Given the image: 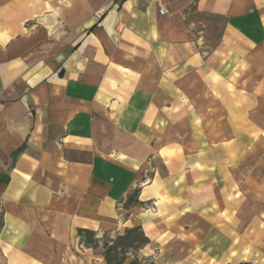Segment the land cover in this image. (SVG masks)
<instances>
[{"label":"crops","instance_id":"0c3cea01","mask_svg":"<svg viewBox=\"0 0 264 264\" xmlns=\"http://www.w3.org/2000/svg\"><path fill=\"white\" fill-rule=\"evenodd\" d=\"M159 2L0 0V264H264V0Z\"/></svg>","mask_w":264,"mask_h":264},{"label":"trees","instance_id":"16d2710c","mask_svg":"<svg viewBox=\"0 0 264 264\" xmlns=\"http://www.w3.org/2000/svg\"><path fill=\"white\" fill-rule=\"evenodd\" d=\"M117 239L119 240L118 243L111 245L104 251V258L107 264H124L126 261V258L124 257L125 253L117 252V249L120 245L127 249L136 250L148 242L147 238L144 237V234L139 227L126 230L124 235L118 236ZM129 264L139 263L137 261H131Z\"/></svg>","mask_w":264,"mask_h":264},{"label":"rangeland","instance_id":"374dc122","mask_svg":"<svg viewBox=\"0 0 264 264\" xmlns=\"http://www.w3.org/2000/svg\"><path fill=\"white\" fill-rule=\"evenodd\" d=\"M118 236H116V234H110V235H104L102 236L101 240H100V248L103 250V253L105 251L106 248L110 247L113 244H116L119 242V240L117 239ZM134 250L132 249H127L124 248L122 245L119 246V248L117 249L118 253H125L124 257L126 259H130V254L131 252H133ZM132 261V260H131ZM139 264H144V263H139Z\"/></svg>","mask_w":264,"mask_h":264},{"label":"built area","instance_id":"2783aa9c","mask_svg":"<svg viewBox=\"0 0 264 264\" xmlns=\"http://www.w3.org/2000/svg\"><path fill=\"white\" fill-rule=\"evenodd\" d=\"M134 2L135 0H131ZM152 2L156 3V5L159 8V13L160 14H165L166 10L165 8L160 4L159 0H151ZM106 4L102 5L97 9V11L94 12L93 16L97 19H100L103 15H105L108 12V6L107 4L115 5L119 2V0H105Z\"/></svg>","mask_w":264,"mask_h":264}]
</instances>
